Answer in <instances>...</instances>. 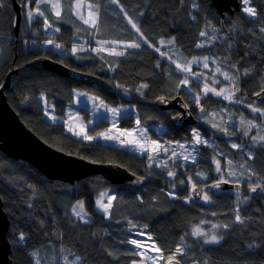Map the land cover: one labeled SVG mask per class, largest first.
<instances>
[{"label": "trees", "instance_id": "1", "mask_svg": "<svg viewBox=\"0 0 264 264\" xmlns=\"http://www.w3.org/2000/svg\"><path fill=\"white\" fill-rule=\"evenodd\" d=\"M75 1L61 0L59 17L53 15L51 5L40 6L49 22L60 29L54 38L62 45L46 47L43 42L51 36L44 31L45 18L26 25L24 0H18L22 20L16 36L12 0H0L3 4L0 7V88L12 73L10 88L5 92L8 102L22 122L45 143L95 163L120 165L144 178L145 184L139 189L111 185L101 176L89 177L74 185L52 181L34 166L10 159L0 151V196L10 219L8 239L12 264H36L37 253L53 254L52 262L42 264H135L141 258L129 241L138 232L151 234L165 261L174 255L181 264H264L263 189L251 198L244 188L240 192L212 188L215 192L210 195L209 203L194 201L187 190L189 175L186 174L201 169L210 173L211 153L201 155L194 171L177 172L175 178L166 183L165 175L155 169L148 154L140 156L95 139L110 129L109 122L102 121L89 128V136L94 137L90 141L76 138L67 133L64 124L46 119L40 99L45 96L56 116L65 119L66 109L74 103L73 90H80L97 96L112 108L135 107L137 117L131 113L121 118L120 129L134 128L139 120V124L148 129L152 125L167 127L164 137L150 129L152 140L160 144L179 138L189 141L191 127L203 128L198 107L189 96L196 85L192 83L189 91L180 85L181 73L166 54L161 55L167 53L163 45L174 40L171 48L182 58L211 57L222 72L239 76V89L252 100L264 91V32L261 31L264 29V0H250L257 12L255 18L242 10L227 13L222 18L212 0H118V3L87 0L84 2L100 16L96 36L88 26L82 29L72 23L70 18H76L73 15ZM129 18L147 38V43L128 23ZM201 32L209 33V37L201 36ZM116 35L125 37L126 45L136 42L140 47L123 50L110 38ZM78 36L108 51L98 55L85 50L84 53L73 52L71 43ZM95 38H103L104 42ZM4 43L8 44V50L3 47ZM201 43L204 46L197 47ZM115 49L117 51H113ZM118 51L124 54L110 55ZM39 57L99 77L109 87L81 83L27 66ZM145 84L147 88L141 87ZM230 84L235 86L233 80ZM178 96L197 119L196 126L172 127L171 119L176 112L162 111L155 105L158 98ZM216 100L207 98L210 105L206 109L214 107ZM259 106L264 108L263 104ZM80 115H85L83 108ZM86 121L88 123L89 119ZM203 131L209 132L206 126ZM222 140L219 137V141ZM252 163L258 162L253 159ZM215 178L210 177L209 182L220 181ZM106 191L115 195L108 216L96 207L99 196ZM238 194L248 201H238ZM79 204H83L90 219L87 222L73 214ZM237 210L243 223L235 219ZM196 228L207 235H194ZM213 234L219 243H205ZM177 248H182V254L176 253Z\"/></svg>", "mask_w": 264, "mask_h": 264}, {"label": "rangeland", "instance_id": "2", "mask_svg": "<svg viewBox=\"0 0 264 264\" xmlns=\"http://www.w3.org/2000/svg\"><path fill=\"white\" fill-rule=\"evenodd\" d=\"M84 1L87 0L75 1L73 15L76 16V18H70V19L72 20L73 24L79 26L82 29L83 27L88 26L91 29L90 31H93V35L96 36L95 28L97 27L100 21V16L98 15V19H97L98 11L93 7H89L91 5ZM55 3H58L60 7L59 9L52 7L53 15L55 17H59L62 15L61 0H36V2L32 0V2L29 3L26 8L24 4V14L26 11H31L33 13L31 20H29L25 15L26 25L28 24L30 26L38 18L46 17L44 11L40 9L41 5L49 4L52 6V4ZM37 4H39V10L44 13L43 16L38 15L36 11ZM248 6L253 7L250 2ZM244 7L245 5L242 3V11ZM57 11L60 12L59 16L56 15ZM77 13H79V15H77ZM89 13H91L92 15H90ZM244 13L248 15L246 12ZM256 15L255 16L248 15V16L251 18H255ZM84 20H88L89 23L87 24L84 23ZM93 20L96 21V27L91 26ZM49 25H51V27H49ZM43 28L45 33L51 36V38L48 39L49 42L51 43L43 42V44L46 45L48 44L49 47L59 45L53 42V41H57L54 38V36H56L59 32L55 30L58 28L57 25H52L47 18V22H45ZM205 36L209 37V33H207V35ZM110 38L114 39V44L116 46L122 48L123 50L127 48L126 45L127 42L125 41L127 39H125V37L116 35ZM84 39H85L84 36H78L74 39L73 42H82L84 41ZM95 39L104 42L103 38H99V39L95 38ZM128 43L130 42L128 41ZM3 47L7 48L8 50L7 43H4ZM163 48H165L164 50L167 51V53L164 54H166L167 57H171L172 60H176L178 63L181 64L182 67L186 66L188 61L193 60V58H182L181 55L177 52V50L171 48L170 44H164ZM73 49H76L75 52L84 53L83 52L84 50L80 47L72 46V50ZM114 51H117V49H115ZM119 52L121 51H118L116 53ZM114 53H110V55L113 57L118 56ZM1 54H2V50L0 49V55ZM196 59L200 60V63H193L191 65V73H185L176 68L177 71L181 73L180 80H182L186 75L189 77L188 85L187 86L182 85L186 89V91L190 90L189 87L192 83L196 85V90L191 92L189 96L192 103L195 104L196 107H198L197 109L199 113L198 117L201 124L203 125V128L201 129L199 127H191L190 135L188 136L190 138L189 141H187L184 138H179L176 140L163 141V143L161 144L155 141V144H153L152 142L154 140H152L151 138L150 129L155 130L156 131L155 133L159 137H164V133L168 130L167 127L164 125H152L150 129H148L139 124L131 129H120L119 127L120 119L131 113L136 115L135 107L130 106L127 108H123V107L115 108L118 109L119 111L114 115L110 111V109H113L110 105H108L103 100L90 93H87L90 95L89 100L84 99L80 95L76 96L77 98L76 103L74 100L73 103L74 105L72 104V106L68 108V110L66 109L65 119H61L58 116H56V114L53 111V107L46 102L45 96H41V98L43 97V99L41 98L40 99L43 103L46 119L54 124L56 123L64 124L67 133L71 134L76 138H82V139H85V136H89L88 129L91 128L93 125L100 123L102 121L109 122L110 129L108 131L106 130L103 133L109 134L114 138L105 139L102 136L97 135L95 139H98L101 142L109 145H116L126 148L127 150L132 151L140 156L148 154L149 156L152 157L151 163L155 167V169L159 171L160 174L165 175L164 181L166 183H170L177 175V172L180 171L185 172L187 170L194 171L195 166L197 165V163L201 158V155L207 154L208 152L211 153L212 161L210 166V171H211L210 173L201 169L197 172L186 174L189 175L187 177V182L189 185L187 190L190 192V197L194 201L197 200L192 195V189L194 187H199L202 191V198L199 201H202L203 203L210 202L211 200L210 195L215 192V191L212 192L213 183L209 182V179L212 176H215L216 177L215 179L216 180L218 179L220 181L241 183L243 185L242 189L244 188L247 191L251 185H260L264 191V140L260 139V137H264V116H261L259 112H252L251 110L252 107H256L262 110H264V108L260 107L259 103H257L255 100L248 99L245 93L239 89L237 85L239 80L238 75L236 76L235 73H232L231 75H228L230 79H225L223 75V73L225 72L215 71L217 67L219 68L221 67L216 63H213L211 57H208V65H209L208 68L203 67V58L196 57ZM231 80L234 81L235 86L233 84H230ZM205 85H207L209 88H215L216 91H221V89H223L224 94L229 95L231 99L225 100L223 96H216L212 92H208L207 95H205L204 93ZM78 92H80V90ZM197 96H199V104L196 103ZM209 97H211V99H213V97L217 98L216 101L218 103L211 109H206L208 105H210V103L207 102V98ZM81 108H83L85 111L84 117L80 115ZM244 109L248 111L250 117L247 116L246 113H244L245 111ZM87 118L89 119L88 123L86 121ZM213 124H215L216 127H213L212 126ZM249 124L256 125V127H249ZM204 125L209 130L208 133H205L203 131V129H205ZM222 129H226V131H223ZM193 132H198L201 137V140H206L208 144L205 145L203 143H196L193 137ZM128 133H132V134L128 135ZM141 133H143V135H141ZM245 133H247V135ZM219 137H222L223 139L222 142L219 141ZM253 137H256V139H253ZM137 141H139V144L143 145V147L138 146ZM233 144L238 145V147L233 148L232 147ZM181 145H183V147H181ZM144 149H148V150L145 151ZM164 149H167V152H165ZM228 149H230L233 152H231ZM173 152H175V155H173ZM189 153H191V155L188 157L187 160H185L184 156L188 155ZM249 156H251V159L249 158ZM193 159L195 160V163H193ZM253 159L258 162L256 165L252 163ZM217 160L220 162V166H221V170L219 172L216 171ZM228 161L232 162L231 165L228 164ZM166 170H168V173H164ZM170 172L174 173V175H169ZM230 172H234L235 175H229ZM170 193L173 194V191L171 190ZM102 194H106L103 196V202L105 204H109V200H108L109 196H115L114 192L112 191H106L103 192ZM102 194L99 196L98 200L101 199ZM205 195L208 196V200L204 199ZM237 200L240 201L241 203H245L246 201H248V198H245L242 194H238ZM113 201L114 199L111 200L110 202V207L107 214L102 209H100V207L96 203L97 210L100 213L108 216ZM80 206L81 205L79 204L76 208H74L73 214L78 218L83 216V219L80 218L82 222L90 220L88 219V215L84 210L83 204H82V208ZM77 213H79V215H77ZM138 233H143V235H139V236L136 235L132 239H136L144 243L146 246L141 248H136L133 245L137 253L138 252L144 253V256L139 255L141 260H139L135 264H153V261L148 259L149 256L163 257L161 259H157L155 261V264H166L167 261L164 260V256L160 251V249L158 248L151 234H149L148 232H138ZM149 236L151 237L150 240L148 239ZM153 242H154V246H153ZM156 249H159V251H156ZM180 249L182 252V248ZM51 255L53 254L46 255L44 253H39V254L37 253L35 255L36 264H42L43 261L52 262L53 257Z\"/></svg>", "mask_w": 264, "mask_h": 264}, {"label": "water", "instance_id": "3", "mask_svg": "<svg viewBox=\"0 0 264 264\" xmlns=\"http://www.w3.org/2000/svg\"><path fill=\"white\" fill-rule=\"evenodd\" d=\"M13 9L16 13L15 35H19L20 23L22 20V6L18 0H12ZM212 5L218 14L223 18L227 13L233 14L242 10V0H212ZM28 67L49 71L65 78L81 83L96 85L108 88L109 85L99 77L84 74L65 65L49 59L39 57L29 63ZM17 73V71H15ZM12 73L0 88V151L8 158L16 161H24L34 166L45 178L52 181H61L74 185L75 183L93 176H101L111 185L124 186L139 189L145 184V179L133 174L126 168L111 163H95L77 155L60 151L41 140L33 133L20 119L8 102L6 90L10 88ZM155 101V105L162 111H175L171 119L172 127L182 129L189 126H196L197 119L190 108L181 97L168 99L163 97ZM253 99L264 104V91L258 93ZM219 183V187H214ZM212 187L220 190L241 191L240 183L223 181L215 182ZM256 187V191H251ZM261 191V186L252 185L248 188L250 197H255ZM192 195L199 201L202 192L199 187L192 189ZM10 219L4 209V202L0 196V264H12L11 243L8 239ZM175 259L173 264H175ZM179 264L181 262L179 261Z\"/></svg>", "mask_w": 264, "mask_h": 264}, {"label": "snow or ice", "instance_id": "4", "mask_svg": "<svg viewBox=\"0 0 264 264\" xmlns=\"http://www.w3.org/2000/svg\"><path fill=\"white\" fill-rule=\"evenodd\" d=\"M31 2H32V0H24L25 8ZM249 2H250V0H242V3L245 5L243 11L246 12L249 16H255L256 15V10H255V8L248 6L249 5ZM112 3H118V0H112ZM2 6H3V4L0 3V7H2ZM52 7L53 8H56V9H59L60 5L58 3H55V4H52ZM89 7H91V6H89ZM36 11H37V13H38L39 16H43L44 15V13L39 10V4L36 5ZM121 11H123L122 6H121ZM89 14L92 15L91 13H89ZM25 15H26V17L29 20H31V18L33 16V13L31 11H26L25 12ZM56 15L59 16L60 15V12L57 11L56 12ZM77 15H79V13H77ZM125 15H127V14L125 13ZM97 19H98V14H97ZM45 22H47V18L46 17H45ZM84 23L87 24V23H89V21L88 20H84ZM128 23L131 24L132 28H134L138 33H140V29L132 21L131 18H129ZM91 26L92 27H96V21L95 20L92 21V25ZM49 27H51V25H49ZM55 30L56 31H59V28H57ZM261 31L264 32V29H261ZM200 35L201 36H204V35H207V33L201 32ZM140 36L144 39V42L145 43L148 42L147 41V38L143 37V33H140ZM49 43H51V42H49ZM168 43L169 44H173L174 43V40H170ZM160 44L163 45L164 44V41H160ZM149 46L151 47L152 45H149ZM203 46H204L203 44H198L197 45V47H203ZM56 47H60V45H56ZM127 47L139 48L140 47V44L139 43H136V42H133V43L128 44ZM155 50L157 52L160 51L159 48H156ZM75 51H76V49H73V52H75ZM96 51H100V49H96ZM114 54H116V55H123L124 53L120 52V53H114ZM161 55H164V53H161ZM168 59L172 60L171 57H169ZM172 63L175 64L176 65V68L179 69L180 71L185 72V73H191V65L193 63H200V60H198L196 58H193V60L188 61L187 64H186V66H183V67L176 60H172ZM213 63H215V61H213ZM208 66H209L208 65V57H204L203 58V67L204 68H208ZM157 67H159V65H157ZM215 71L216 72H220L221 70H220L219 67H217L215 69ZM223 75H224L225 79H230V77L228 76L227 73H223ZM215 82H218V81H215ZM179 83H180V85L187 86L188 83H189V77L186 75L182 80H180ZM141 87L147 88L148 86L145 84V85H142ZM208 92H212L216 96H223V98L225 100L231 99V97L229 95H225L224 94V90L223 89H221V91H216L215 88H209L207 85H205V87H204V93H205V95H207ZM41 99H43V97ZM163 99L164 98L161 97V100L162 101H163ZM196 103L199 104V96L196 97ZM251 110H252V112H259L261 114V116H264V110H262V109H259V108H256V107H252ZM110 111L115 115L119 110L113 108V109H110ZM136 123H137V125H139L140 121L137 120ZM242 123H243V121H242ZM212 126L213 127H216L215 124H213ZM249 127H256V125L249 124ZM222 130L223 131H226V129H222ZM131 134L132 133H128V135H131ZM245 134L247 135V133H245ZM99 135L102 136L105 139H113L114 138L113 136H111L109 134H105V133H100ZM141 135H143V133H141ZM193 137H194V140H195L196 143H203L205 145L208 144V142L206 140H201V137H200V135H199L198 132H193ZM85 139L92 140L93 137H91V136H85ZM253 139H256V137H253ZM260 139L264 140V137H260ZM152 143L155 144V141H153ZM137 144H138V146L143 147V145H140L139 144V141H137ZM181 147H183V145H181ZM232 147L233 148H237L238 145L233 144ZM144 150L147 151L148 149H144ZM164 151L167 152V149H164ZM173 155H175V152H173ZM190 155H191V153H189L188 155L184 156V159L187 160ZM249 158L251 159V156H249ZM149 159L151 160L152 157L149 156ZM193 163H195V160L194 159H193ZM231 163H232L231 161H228V164L229 165H231ZM220 170H221L220 162L217 160L216 161V171L219 172ZM169 175H174V173H171L170 172ZM229 175H235V173L234 172H230ZM223 182L224 183H227V181H223ZM214 187H217L218 188L219 187V183H217L216 185H214ZM251 191L255 192L256 191V187H252L251 188ZM104 195H106V194H102L101 199L97 201V204L100 207V209H102L107 214L108 211H109L110 202H111V200L115 199V197L114 196H109L108 197L109 204H105L103 202V196ZM204 199L205 200H208V196L205 195L204 196ZM80 207L82 208V205ZM77 215H79V213H77ZM80 218L83 219V216H81ZM235 219H236V221H238L240 223H243V220L241 219V216L239 215V211L238 210H237V214H236ZM85 222H87V221H85ZM193 234L194 235H199V236H206L207 235L206 233L202 232L199 228L194 229ZM136 235L137 236L143 235V233H136ZM23 239H24V237H23V235H21L20 240L23 241ZM148 239L150 240L151 237L149 236ZM129 243H131L132 245H134L136 248H141V247H145L146 246L144 243H142V242H140V241H138L136 239L130 240ZM205 243H219V240H218L217 236L215 234H213L210 239H206L205 240ZM153 246H154V242H153ZM156 251H159V249H156ZM175 251H176V253H181V249L180 248H177ZM136 254L137 255H140V256H144V253L143 252H138ZM161 258H163V257H152V256H149L148 257V259H150V260L153 261V264H155V261L157 259H161ZM174 260H175V256L174 255L169 256L167 258V264H173V261ZM175 264H179V261H176Z\"/></svg>", "mask_w": 264, "mask_h": 264}, {"label": "built area", "instance_id": "5", "mask_svg": "<svg viewBox=\"0 0 264 264\" xmlns=\"http://www.w3.org/2000/svg\"><path fill=\"white\" fill-rule=\"evenodd\" d=\"M60 44V42H59ZM75 46H78V47H81V48H84L87 50L88 53H91V54H96L98 53V51H96V49H100V51H105L107 50L104 46H101V45H96L92 42H87V43H82V44H75Z\"/></svg>", "mask_w": 264, "mask_h": 264}, {"label": "crops", "instance_id": "6", "mask_svg": "<svg viewBox=\"0 0 264 264\" xmlns=\"http://www.w3.org/2000/svg\"><path fill=\"white\" fill-rule=\"evenodd\" d=\"M79 90H73V96H74V100H75V103H76V101H77V98H76V96H78V95H80L81 97H83L84 99H86V100H89V94H87V93H84V92H78ZM82 94V95H81ZM92 97H94V96H92ZM74 105V104H73ZM72 105H70L68 108H70ZM68 108H67V110H68Z\"/></svg>", "mask_w": 264, "mask_h": 264}, {"label": "bare ground", "instance_id": "7", "mask_svg": "<svg viewBox=\"0 0 264 264\" xmlns=\"http://www.w3.org/2000/svg\"><path fill=\"white\" fill-rule=\"evenodd\" d=\"M215 183V182H214Z\"/></svg>", "mask_w": 264, "mask_h": 264}]
</instances>
